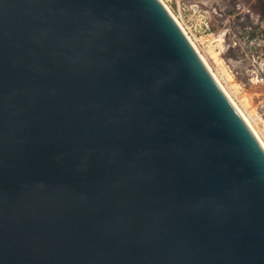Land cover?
<instances>
[{
  "label": "water",
  "instance_id": "obj_1",
  "mask_svg": "<svg viewBox=\"0 0 264 264\" xmlns=\"http://www.w3.org/2000/svg\"><path fill=\"white\" fill-rule=\"evenodd\" d=\"M0 264H264V151L158 0H0Z\"/></svg>",
  "mask_w": 264,
  "mask_h": 264
},
{
  "label": "rangeland",
  "instance_id": "obj_2",
  "mask_svg": "<svg viewBox=\"0 0 264 264\" xmlns=\"http://www.w3.org/2000/svg\"><path fill=\"white\" fill-rule=\"evenodd\" d=\"M160 1L264 145V0Z\"/></svg>",
  "mask_w": 264,
  "mask_h": 264
},
{
  "label": "bare ground",
  "instance_id": "obj_3",
  "mask_svg": "<svg viewBox=\"0 0 264 264\" xmlns=\"http://www.w3.org/2000/svg\"><path fill=\"white\" fill-rule=\"evenodd\" d=\"M160 2V4L163 6V8L167 11V13L169 14V16L171 17V19L174 21V23L176 24V26L179 28V30L182 32V34L184 35L185 39L187 40V42L190 44V46L192 47V49L194 50V52L197 54V56L199 57V59L201 60V62L203 63V65L205 66V68L207 69V71L210 73V75L212 76V78L214 79V81L216 82V84L218 85V87L220 88V90L223 92V94L226 96V98L228 99V101L231 103V105L233 106V108L236 110V112L239 114V116L241 117V119L243 120V122L246 124V126L248 127V129L251 131V133L253 134V136L255 137V139L257 140V142L259 143V145L261 146L262 150L264 151V145L262 143V141H260L258 139V137L256 136V134L254 133V131L252 130V123L250 122V120L244 115V113L242 112V110L240 109V107H238V105H235V103L230 99V97H228V95L224 92V90L221 88V86L218 84L217 80L215 79V77L213 76V74L210 71V68L208 65H206L203 61V56L201 55V53L199 54V51L195 45V43L191 40V38L188 36V34L186 33L185 29L183 28V26L181 25L180 21L176 18V16L168 10V7H165V4L162 3L160 0H158ZM187 37L186 36V34ZM191 42H190V40ZM203 58V59H202ZM239 108V109H238Z\"/></svg>",
  "mask_w": 264,
  "mask_h": 264
}]
</instances>
